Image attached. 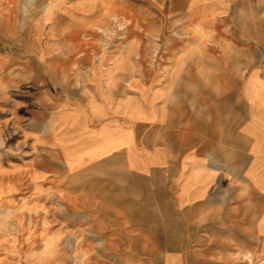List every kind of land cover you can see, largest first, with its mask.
Returning a JSON list of instances; mask_svg holds the SVG:
<instances>
[{
	"label": "crops",
	"instance_id": "1",
	"mask_svg": "<svg viewBox=\"0 0 264 264\" xmlns=\"http://www.w3.org/2000/svg\"><path fill=\"white\" fill-rule=\"evenodd\" d=\"M39 2L28 16L26 0H0V70L22 71L8 91L31 88L41 118L25 131L26 165L40 167L31 188L0 186V264H264V25L247 76L226 93L223 58L140 55L162 5L202 31L227 0ZM212 7L220 12L208 20ZM134 20L140 46L130 56L118 26ZM20 196L31 200L15 205ZM65 196L103 206L66 222L48 205Z\"/></svg>",
	"mask_w": 264,
	"mask_h": 264
},
{
	"label": "rangeland",
	"instance_id": "2",
	"mask_svg": "<svg viewBox=\"0 0 264 264\" xmlns=\"http://www.w3.org/2000/svg\"><path fill=\"white\" fill-rule=\"evenodd\" d=\"M227 1L225 13L220 17V20L209 24L202 31L197 29L195 23L174 19V12H169L168 4L162 5L160 22L155 27L152 25L147 27L148 23H145V35H155V37H145L142 43L145 52L140 55V58L149 63L169 61L211 62L223 58L226 63L225 91L228 93V89L233 87L232 84L236 79L243 83L247 76L250 50L261 47V45L255 44L254 32L259 25H264V0ZM22 6L28 15L32 11L33 13L38 12L40 2L39 0H26V3ZM15 7L17 6H10L6 13L12 12ZM218 12L220 11H217L216 7L208 9L207 19H214ZM131 15H133V11L130 12ZM124 24L118 26V30L122 31V34L119 35V42H123L127 46L129 54L132 56L137 46H140V44H137L136 39L137 21L134 20ZM127 26L129 32L128 37H125L124 33L127 31ZM227 66L230 68H227ZM145 71L149 73L173 72L169 70ZM205 72L209 73V78H215L217 71L209 69ZM19 74H22V71L0 70V186L8 188L13 183L15 189L21 191V194L24 195L23 192L30 189L32 185L28 180L30 172L33 171V174L36 175L40 170L39 166L26 165V160H30V153L26 154L28 150L25 147V131L26 129L29 132L31 129L32 131L39 129L41 118L38 115L36 116V111H38L36 103L31 100L29 95H25V91H29L31 88L22 86L18 88V92L10 93L8 91L6 80L23 79L24 76H19ZM69 74L79 81V79L88 76V71H74V74L73 71H70ZM40 76L41 74L38 71H32L33 79ZM244 106V102L241 101L240 108L242 112L245 110ZM33 138V155L38 154L40 158V152L35 149L36 136ZM34 182L33 185H35ZM63 185H72V181L64 182ZM66 194H71V192ZM0 200L2 205L4 199ZM13 200L15 205L23 206L31 199L20 196ZM100 201H103V199L65 196L58 199H49L48 205L59 208L61 211L58 214L60 219L69 222L73 221L74 216H79V214L74 213L76 209L89 210L90 206H103ZM81 216H85V220H89L90 217L89 214Z\"/></svg>",
	"mask_w": 264,
	"mask_h": 264
}]
</instances>
